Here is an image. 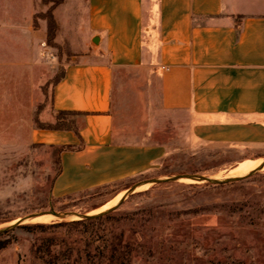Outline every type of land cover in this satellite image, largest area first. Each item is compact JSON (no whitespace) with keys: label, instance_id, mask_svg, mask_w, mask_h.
<instances>
[{"label":"rangeland","instance_id":"374dc122","mask_svg":"<svg viewBox=\"0 0 264 264\" xmlns=\"http://www.w3.org/2000/svg\"><path fill=\"white\" fill-rule=\"evenodd\" d=\"M84 2L71 0L74 6L57 11L60 4L45 0H0V228L50 209L110 217L94 226L14 227L13 242L0 250V264H89L106 238L120 235L134 246L130 264H264V168L253 163L242 173L253 172L225 183L194 179L234 177L229 171L249 159L234 163V150L194 132L187 111L161 108L158 79L145 67L115 70L113 136L136 147L159 145L163 156L130 176L55 194L63 167L59 146L35 140L34 134L49 123L82 124L72 114L52 119V98L54 85L79 53L76 17ZM146 182L148 187L140 188ZM106 183H118L109 189L125 194L91 213L111 197L109 189L95 190ZM32 220L22 223H36ZM48 246L52 257L45 254Z\"/></svg>","mask_w":264,"mask_h":264},{"label":"crops","instance_id":"0c3cea01","mask_svg":"<svg viewBox=\"0 0 264 264\" xmlns=\"http://www.w3.org/2000/svg\"><path fill=\"white\" fill-rule=\"evenodd\" d=\"M77 12L79 53L53 87L52 119L69 111L82 124L34 134L76 146L61 154L56 195L130 176L163 156L159 145L114 140L119 67L151 70L161 108L187 111L194 132L234 150V163L264 157V0H85Z\"/></svg>","mask_w":264,"mask_h":264},{"label":"trees","instance_id":"16d2710c","mask_svg":"<svg viewBox=\"0 0 264 264\" xmlns=\"http://www.w3.org/2000/svg\"><path fill=\"white\" fill-rule=\"evenodd\" d=\"M46 2H53L54 5H58L63 0H45ZM58 114H73L69 111H61ZM58 120H63L65 119L62 116H57ZM42 129H69V127L66 126H61L53 123H49L46 125H40L39 126ZM75 145H62L59 146V153L60 155L64 150L67 149H75ZM61 171L59 172V174ZM118 183H106L104 185H100L95 187L96 191L99 190H107L109 187H114ZM122 189L118 188H113L109 189V194H111V197L108 200H105L102 202L101 206L107 203L110 199L114 198L117 194L121 192ZM110 214H103L98 217L92 218V219H79V220H73V221H58V222H53V223H44V222H36V223H25L18 225L22 228L28 229V230H36V229H46L47 227H58V226H65V225H79V226H94L105 219L109 218ZM10 230L0 232V250L6 248L9 244L13 242V237L12 235H9ZM100 249L99 255L94 257L89 264H130L131 262V256L132 252L134 251V246L130 242H124L123 241V235L120 236H114V237H109L106 238L105 242L103 245L98 247ZM37 251L41 252L42 248L37 247ZM45 252V251H43ZM44 254V253H43ZM45 254L50 255L51 257L53 256L51 248L48 246L46 248Z\"/></svg>","mask_w":264,"mask_h":264},{"label":"bare ground","instance_id":"6f19581e","mask_svg":"<svg viewBox=\"0 0 264 264\" xmlns=\"http://www.w3.org/2000/svg\"><path fill=\"white\" fill-rule=\"evenodd\" d=\"M253 163H255L256 165H261L259 168H262V167L264 168V159L263 158L249 159V160L241 163L238 167H235L232 170H230L227 176H234L235 177V176L245 175V174L253 171V170H251V171L242 173L247 167H250ZM186 180H189V179H186ZM148 185H149V183L144 184V185L140 186V188L141 187H145L146 188V187H148ZM124 194H125L124 192L117 194L112 200H110L109 202L105 203L104 205H102V207H100L99 209H97L96 211L91 212V213H97V212H100L102 210L107 209L112 203L120 200V198ZM72 215H74L75 217H71ZM66 217H68L69 219H74V220H75V218H79V216L77 214H70V215H62L61 214V215H59V214L47 213V214H43L41 216H38V217L34 218L32 220V222L33 221L34 222H47L48 220H57V219H61L62 220V219H65ZM13 222H14V220H13ZM6 224H8V223H6Z\"/></svg>","mask_w":264,"mask_h":264},{"label":"water","instance_id":"95a60500","mask_svg":"<svg viewBox=\"0 0 264 264\" xmlns=\"http://www.w3.org/2000/svg\"><path fill=\"white\" fill-rule=\"evenodd\" d=\"M254 171V170H253ZM252 171V172H253ZM183 177V176H182ZM185 177V176H184ZM194 179H197V180H205L207 182H211V183H225V182H231V181H234L240 177H230V178H227V179H216V178H211V177H206L204 175H193L192 176ZM178 177H174V178H170V179H154V180H151V181H148V182H153V183H157V182H162V181H166V180H174V179H177ZM146 182V183H148ZM139 185V184H138ZM138 185L136 184L130 191L136 189L138 187ZM125 198V197H124ZM124 198L122 200H124ZM122 202V201H121ZM47 213H53V214H59V215H70V214H77L80 216L81 219H92V218H95V217H98L100 215H102L103 213H100V214H95V215H90V214H78V213H75V212H58L56 211L55 209H50L48 211H42V212H38V213H35V214H32L30 216H27L25 218H30V219H34L38 216H41L43 214H47ZM25 218H21L19 219V221H17L16 223L10 225V226H7V227H3V228H0V232H4V231H8V230H11L12 228L14 227H17L18 225H21L23 224L22 221L25 219Z\"/></svg>","mask_w":264,"mask_h":264}]
</instances>
